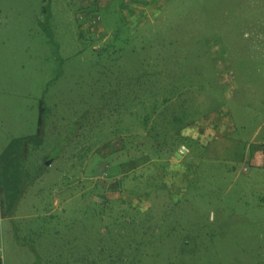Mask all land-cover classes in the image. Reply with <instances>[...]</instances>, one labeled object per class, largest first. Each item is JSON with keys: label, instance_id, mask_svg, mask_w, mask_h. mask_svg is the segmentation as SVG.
Wrapping results in <instances>:
<instances>
[{"label": "rangeland", "instance_id": "374dc122", "mask_svg": "<svg viewBox=\"0 0 264 264\" xmlns=\"http://www.w3.org/2000/svg\"><path fill=\"white\" fill-rule=\"evenodd\" d=\"M208 35L222 50L203 48ZM263 88L264 0H0V264H264V118L243 106L264 108ZM183 98L213 127L203 111L226 102L238 131L205 146L206 126L195 140L187 128L185 151L169 156L165 132L178 129ZM41 100L44 143H26V178L11 186L2 153L37 133ZM147 112L160 114L148 130L134 121ZM154 150L166 163L194 162L178 217L164 214L184 193L174 178L159 193L144 179ZM132 160L131 174L120 170ZM156 231L173 233L174 247L150 242Z\"/></svg>", "mask_w": 264, "mask_h": 264}, {"label": "trees", "instance_id": "16d2710c", "mask_svg": "<svg viewBox=\"0 0 264 264\" xmlns=\"http://www.w3.org/2000/svg\"><path fill=\"white\" fill-rule=\"evenodd\" d=\"M238 1H241V0H229V2H234V3L238 2ZM121 2H123V0H121ZM234 8H235V6H234ZM230 10H232V13H230L232 21L236 22L237 18H235L236 15L234 13L233 7H231ZM100 16H102L101 13L96 15V17H100ZM176 33L177 32H175L172 35V39H175V41H179V39H180L179 34L177 35ZM222 43L223 42H221L220 37L215 36V35H212V36L208 35L207 37L203 38L202 41H201V45L206 50L208 48V45H210V46L212 45V48H211L212 51H214V48H216V47L220 48ZM216 51H218V50H216ZM216 51H214V52H216ZM123 54L124 53H122L121 55H123ZM149 73H150V75H152L154 77L155 74H153L152 72H150V71L146 72V74H149ZM147 80L149 81L148 78H147ZM119 90H120V88L117 87L114 90H112L111 93L116 94V93L119 92ZM263 91H264V88H263ZM242 96L244 98H247L244 92L242 93ZM263 100H264V97H263ZM104 101H108V99L105 98ZM133 101L135 102V100H133ZM172 101H173V97L172 96L166 97L160 103L157 102L156 105L154 106V108L157 109L158 106H160V105H162V107L165 108L166 105H164V104H167L168 102H172ZM183 101L185 103L184 106L180 102L176 106V108H173L175 112H174V115H172V120L171 121H172L173 124L177 123L179 125V127L181 126V124H183L184 127L183 128H179L178 127V129H176V132L170 134L169 133V129L167 127L171 125V122L169 121V122L166 123V127L165 128H167V129H166L165 134L168 133L169 137L174 138L173 139V143L170 144V148H169V152H168L169 156H171V155L179 156V151L178 150H179L180 146L183 145L182 147H185L184 144H186L188 138L183 135V132L187 128H189V131L191 132L192 137L195 140L196 136L194 134L196 133V131L198 133L199 129L202 130V128L204 126H206L205 128H203V130H206V128H207L208 132H210V137L205 141V143H204L205 146H207V144L210 141L216 140V138L218 139L220 137L231 136V135H228V134H229V131L232 130V129H234L235 131H238L239 125L237 124V122H236V120L234 118V114H233V112L231 110V107L227 106L225 104L226 102H224V103L223 102H218L216 104V107H217L218 110L216 112H213L212 114H210L211 111H212L210 109L203 111L204 115L207 118H209L210 120L212 119V117L214 115H216V116H214V120L216 121V123H215V125L213 127V126H207L205 124L199 125L200 123L198 122L195 114L191 112V110L193 109V106H192V104H190V100H188L186 98H183ZM243 106H248L249 107V110L245 111V112L256 113V110H258V112L261 114L260 116L264 118V108L256 106L257 107V109H256V107H253L252 104L248 103L247 101H244V105ZM155 109H154V111H155ZM47 112H48V107L46 106L45 101L41 100L40 101V111H39V120H38L37 133L35 135H32V136H27V137L20 138V139H14V141H12L10 144H8L6 146V148L4 149V151L2 153V155H3L2 156V162L5 161L4 166L5 165L9 166V168L7 170L5 169V167H4V169H5L6 174H7L8 183L11 184V186H16L17 185L20 188L19 184L22 183V179L21 178L22 177L26 178L25 160H26V157L28 155V149H29V147H28V145L26 143L27 142H33V144H35L37 146H39V145L44 143L45 130H46V125H47V123H46ZM166 112H167V109L165 111L161 112V113L166 114ZM197 112L201 113L200 110H198ZM203 113H201V114H203ZM156 114L157 115L155 117H153L151 113L147 112V115H146L145 118L140 117L138 114L137 115L134 114V121L139 126L141 124V126H143L144 129L147 128V130H148L149 129L148 125L150 123L156 121L158 116L160 115L159 112L156 113ZM184 115H187V117L183 118L182 116H184ZM186 119H188L189 121L187 122ZM79 121L80 120H75L74 122H72L69 125V128H68L67 131L72 132L74 130V128L77 126ZM204 121L205 120H203V122ZM152 124H151V126H152ZM209 127H211V129ZM66 136H67V134H65V135H63L61 137V139H60V141H59V143L57 145V148H56L57 152H59L63 148V146L66 145V140H67ZM74 138L76 139V142H78V143L81 141V137H79L78 133H76L74 135ZM193 138H191L190 142L188 143V145L191 146V148L196 147L195 142L193 143V141H192ZM151 148L156 149L153 145H151ZM115 152H116V150L113 147L112 148V153H115ZM152 152L153 153L151 155H147V156L145 155L144 156V161H150V162L153 161V163L151 165L146 167V171L148 172V175H146V178H144V179H147L146 180L147 181L146 184H150V188H152V189L156 188L158 190V193H159V191L162 190V188H166L167 187L166 186V184H168L167 183V181H168L167 177L170 176L171 179L174 178V180H175L174 183H177V186L179 187V190L181 189V191L184 192V193L180 194L179 196L176 194V197H174V198L172 196H170V198H169L170 200L169 201H170V205H171L172 208L167 213H164V214H166L167 218L170 217V216H172L174 218L178 217L174 213L173 206H176L178 201H181L183 195L185 194V189L186 188L190 189V186H191V184H189L190 178L188 179L189 176H186L188 172L186 173L185 170L191 171V169H194L195 167H193V168L189 167V166H195L194 162L189 163L188 166H185L186 164L184 162H182V161L179 162L178 164H177V162H176V164H174V163L172 164L170 162L166 163L164 161V159L160 161V159L165 158L161 154L160 151L154 150ZM51 158L54 159L55 157L53 156ZM188 162L189 161H187V163ZM139 166L140 165H136V164L133 165V160L131 161V164H127L124 161V163L120 166L122 168L120 170H123L126 173H128V171H129V174H131V171L133 169H136ZM10 167H12L13 170ZM143 173H145V172H142L139 175H143ZM139 175H138L137 178H139ZM123 179H125V178H123ZM144 186H145V184L143 186H141L140 188H142ZM191 190H193V188H191ZM19 191H20V189H19ZM171 193L173 194L174 192H171ZM151 194H152V192L144 193V195H148V196H150ZM165 196H166V194L163 195V197H165ZM199 197L200 196L196 195L195 196V200L199 199ZM10 198H12L13 199L12 201H14L16 199V196L14 194H10ZM153 203H155V201ZM159 213H160V216H163L162 215L163 213L162 214H161V212H159ZM164 220H165V216H163V218H162V221H164ZM154 233H155V239L150 240V242H155L157 244V248L158 249L162 248L165 251V248L168 247L167 250H166V251H168L171 247H174V245L170 244V241L172 240V237H173V233L169 232L167 234H163L161 236V240L156 238L159 235V231H156ZM188 236H189V239H190L191 235L188 234ZM162 238L163 239L165 238V239L163 240ZM160 242H162V243L160 244ZM185 243H186V241H183V242L181 241V244H185ZM135 263L138 264V262H136V260H132L130 264H135Z\"/></svg>", "mask_w": 264, "mask_h": 264}, {"label": "crops", "instance_id": "0c3cea01", "mask_svg": "<svg viewBox=\"0 0 264 264\" xmlns=\"http://www.w3.org/2000/svg\"><path fill=\"white\" fill-rule=\"evenodd\" d=\"M66 263H67L66 260H64L63 258L55 262V264H66Z\"/></svg>", "mask_w": 264, "mask_h": 264}, {"label": "built area", "instance_id": "2783aa9c", "mask_svg": "<svg viewBox=\"0 0 264 264\" xmlns=\"http://www.w3.org/2000/svg\"><path fill=\"white\" fill-rule=\"evenodd\" d=\"M185 149H186L185 147H182V152H184V151H185ZM0 252H1V248H0Z\"/></svg>", "mask_w": 264, "mask_h": 264}, {"label": "water", "instance_id": "95a60500", "mask_svg": "<svg viewBox=\"0 0 264 264\" xmlns=\"http://www.w3.org/2000/svg\"><path fill=\"white\" fill-rule=\"evenodd\" d=\"M49 163H51V160H49V161L47 162V164H49Z\"/></svg>", "mask_w": 264, "mask_h": 264}]
</instances>
